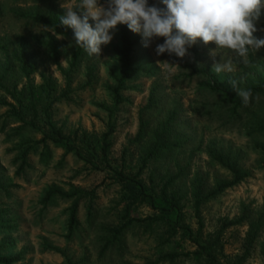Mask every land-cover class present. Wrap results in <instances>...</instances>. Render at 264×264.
Returning a JSON list of instances; mask_svg holds the SVG:
<instances>
[{
	"label": "rangeland",
	"instance_id": "obj_1",
	"mask_svg": "<svg viewBox=\"0 0 264 264\" xmlns=\"http://www.w3.org/2000/svg\"><path fill=\"white\" fill-rule=\"evenodd\" d=\"M148 2L164 7L159 0ZM61 3L75 7L80 0H0V45L6 47L0 50V255H19L11 264H141L159 251L193 249L187 235L180 237L178 233L158 247L155 235L163 228L149 231L138 222L130 224L118 242L104 248L110 239L104 227L116 223L123 205L115 169L122 167L133 177L141 163L140 147L132 140L141 120L147 122L145 138L151 141L152 134L166 124L162 134L165 142L177 143L161 161L147 163L136 179L146 187L151 179L156 192L168 175L184 170V176L175 177L171 184L184 192L179 200V224L188 225L194 235L197 224L188 187L194 172L204 175L209 186L216 179L230 178L210 159V149L234 160L248 175L201 205L202 234L216 230L222 218L238 215L241 203L249 209V217H264V155L255 146L264 143V134L253 132L248 121L260 116L264 97H257L237 116H231L227 100V96L240 98L230 79L241 81L244 89L247 84L264 83V48L250 52L249 63L235 64L232 73L217 74L211 69L209 55L214 43L206 46L198 42L189 49L191 57L169 56L167 52L157 56L154 49L164 42L163 37L155 38L146 48L142 35L131 31L133 69L117 87L109 70L117 66L114 47L118 45V25L112 41L101 46L99 56H89L82 49L74 60L70 40L36 19L49 11L63 15ZM89 23L94 26L93 21ZM257 27L264 28V15ZM254 36L264 38V31ZM218 53L225 59L234 55L228 49ZM24 62L33 67L27 75ZM210 85L220 89L211 90ZM29 121L36 127L27 125ZM108 124L113 132L105 164L99 157V136ZM51 126L68 138L54 142ZM76 129L85 132L88 143L72 138L71 131ZM65 143L74 145L78 153L65 152ZM23 149L25 164L21 165L18 155ZM52 188L69 196L56 194L43 201ZM72 201L77 202L76 225L68 234ZM138 203L129 211L130 216L144 218L157 213L147 203ZM174 219L172 213L164 223ZM246 230V223L225 228L221 234L223 252L244 253L242 264H264L258 248L264 225L251 243Z\"/></svg>",
	"mask_w": 264,
	"mask_h": 264
},
{
	"label": "trees",
	"instance_id": "obj_2",
	"mask_svg": "<svg viewBox=\"0 0 264 264\" xmlns=\"http://www.w3.org/2000/svg\"><path fill=\"white\" fill-rule=\"evenodd\" d=\"M36 19L43 22L45 25L51 28V30L70 40L74 47L73 59L79 58L82 54V49L75 45L74 43V32L71 28L65 29L64 27H56L59 24V17L56 16L55 13L49 11L47 16L38 15ZM118 45L114 47V53L116 58V69H110L109 75L116 82L117 87H120L123 81H125L132 72V57H133V46L134 40L131 36V31L128 29L125 24H118ZM0 50L3 52L6 50L4 44L0 45ZM22 66H28L24 71V74L27 75L32 70V65L27 63H22ZM24 70V69H23ZM200 72V70L195 71ZM211 90H218L220 87L216 85H210ZM245 89L252 90V98L250 102L245 105L242 102L241 98L237 97H229L227 96V100L230 104V112L231 116H237L238 114L244 112L248 108H250L253 104V101L257 97H264V83L252 85L247 84ZM116 94V90L115 93ZM35 103H30L31 109L35 110ZM259 117H251L248 121L251 124L250 129L254 130L253 132H258L264 134V104L259 107ZM239 117V116H238ZM17 118L22 124H26L23 118L18 114ZM253 121V122H252ZM27 125H31L36 127L33 121H29ZM146 121L140 122V126L138 131L136 132L134 138L132 139L139 149V158L141 163L138 165L136 172L133 177L128 176L122 170V167L119 169H115V179L120 182V200L123 202V205L120 211L116 214V223L113 225H108L104 227V230L109 235L110 239L107 240L104 244V248H106L110 244H114L121 239L123 232L130 226V224L138 222L144 229H148L149 231L153 230V228H163L160 233H157L155 236V241L158 247L164 245L173 235L176 233L180 234V237H184L187 235L189 241L193 244V249L186 251H159L158 255L153 259H146L144 263L141 264H158L159 262L166 261L168 263H172L175 261H190L192 264H242V260L244 258V253L241 254H233L228 255L223 252V243L221 240L222 231L230 226L239 225L242 223L247 224L246 234L249 237L247 239L248 243H251L258 235V231L262 225H264V217L263 214L258 215L257 217H249L250 211L247 208L246 204H240V213L235 217L231 218H222L220 220L219 226L216 230L211 233L202 234V220L200 217V207L201 205L208 200L209 198L215 197L218 193L222 192L226 188L232 187L233 185L242 181L248 173L238 167L235 161H231L225 154L221 152L210 149L208 151V155L212 161L217 163L219 166L224 168L230 175L229 179H216L215 182L209 186L205 179L204 175L199 173L198 171L193 173L191 179H189L188 187L189 194L192 200V209L193 215L196 219V230L194 235L192 233V229L180 222V205L179 200L183 196L179 188H175L171 186L175 177H183L184 170L178 169L172 175H168L165 178L164 183L159 187L158 191H153L152 180L150 179V186L146 187L144 183L136 179L144 168V166L149 162H157L161 161L162 158L169 155L172 147H176L177 143L165 142L162 134L166 129L167 125H161L160 132L153 133L151 136V141L146 137ZM20 127H18V130ZM50 131L54 132L56 137H53L54 142L61 141L62 138L67 139L68 136H63L59 130V128H55L53 126L50 127ZM113 132V127L111 124L107 125V129L103 131L99 136V157L103 163H107V154L108 148L110 145L109 136ZM73 137L79 141L87 142L88 139L85 136L84 131L72 130L71 131ZM44 138V136H43ZM73 140V139H72ZM66 141V140H65ZM83 142V143H85ZM88 143V142H87ZM44 144V143H43ZM174 144V145H173ZM44 146V145H43ZM65 152H69L70 150H74L75 153H78L77 148L74 145H70L69 143H65ZM255 146L259 150V154L264 155V143H257ZM174 147V148H175ZM20 159V164H25V149L20 151L18 155ZM262 165H264V159L262 161ZM162 179V178H160ZM169 187V188H168ZM60 196H69V194L61 191L58 188H52L46 191L43 201H47L53 195ZM138 202H145L152 209L156 210V214L147 215L144 218L132 217L129 215V211L134 208ZM77 202L72 201L69 214H68V234L72 232L73 228L76 225L75 221V212H76ZM172 213H175V219L166 221L164 223V218L168 217ZM164 223V225H160ZM178 222V223H176ZM159 228V229H160ZM178 228L182 230V233H179ZM158 229V230H159ZM259 252L264 261V236L260 240L258 244ZM243 249L247 250V246L244 245ZM162 250V247L159 249ZM244 252V250H243ZM19 255H0V263L2 264H11L14 261H17ZM66 262L69 260L66 258Z\"/></svg>",
	"mask_w": 264,
	"mask_h": 264
},
{
	"label": "clouds",
	"instance_id": "obj_3",
	"mask_svg": "<svg viewBox=\"0 0 264 264\" xmlns=\"http://www.w3.org/2000/svg\"><path fill=\"white\" fill-rule=\"evenodd\" d=\"M159 3L164 7L149 5L148 0H105L104 3L80 0L75 7L61 3L65 11L59 15L56 27L71 28L75 45L89 56L100 55L101 46L112 41L118 24L141 34L146 48L155 38L163 37L164 42L156 44L154 49L157 56L167 52L169 56L191 57L189 49L198 42L206 46L214 43L209 55L213 60L211 69L217 74L232 73L235 64L249 63L250 52L264 48V38L254 36L255 32L264 31L257 27L264 15V0H159ZM219 49L231 50L234 55L225 59L218 53ZM229 83L247 105L252 90L241 88V81L236 79H230Z\"/></svg>",
	"mask_w": 264,
	"mask_h": 264
}]
</instances>
